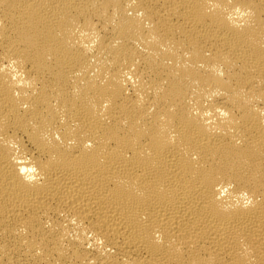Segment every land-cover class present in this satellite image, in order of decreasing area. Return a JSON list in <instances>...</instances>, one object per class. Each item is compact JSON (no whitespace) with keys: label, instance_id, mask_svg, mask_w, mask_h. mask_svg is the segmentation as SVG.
Here are the masks:
<instances>
[{"label":"bare ground","instance_id":"1","mask_svg":"<svg viewBox=\"0 0 264 264\" xmlns=\"http://www.w3.org/2000/svg\"><path fill=\"white\" fill-rule=\"evenodd\" d=\"M0 264H264V0H0Z\"/></svg>","mask_w":264,"mask_h":264}]
</instances>
